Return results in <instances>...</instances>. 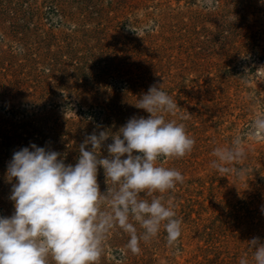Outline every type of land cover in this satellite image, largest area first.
Instances as JSON below:
<instances>
[{
    "label": "rangeland",
    "instance_id": "374dc122",
    "mask_svg": "<svg viewBox=\"0 0 264 264\" xmlns=\"http://www.w3.org/2000/svg\"><path fill=\"white\" fill-rule=\"evenodd\" d=\"M261 67L264 0H0V217L15 211L16 180L7 178L15 151L35 144L75 165L88 135L148 118L135 104L156 85L179 107L166 118L196 142L190 155L161 161L185 178L166 195L182 235L170 248L161 231L133 255L117 230L101 264L251 261L248 242L264 243V141L246 137L247 158L233 165L246 174H221L211 162L264 109V81L253 74ZM97 183L105 193L100 166Z\"/></svg>",
    "mask_w": 264,
    "mask_h": 264
},
{
    "label": "clouds",
    "instance_id": "9594fccd",
    "mask_svg": "<svg viewBox=\"0 0 264 264\" xmlns=\"http://www.w3.org/2000/svg\"><path fill=\"white\" fill-rule=\"evenodd\" d=\"M262 69L253 74L264 81ZM249 99L255 100V94ZM135 106L150 114L148 118L132 117L115 134L88 135L75 165L66 164L61 153L35 144L13 153L7 178L16 180L9 196L15 211L0 217V264H101L107 242L117 230L128 235L126 249L133 255H140L141 243H150L161 231L170 248L178 246L183 219L166 195L185 178L161 161L190 155L196 142L184 123L166 118L175 116L179 107L161 86H150ZM109 137L113 142L102 158ZM246 137L264 141V109H257L245 133L213 150L216 159L211 168L224 175L246 174V169L233 166L247 158ZM98 166L108 185L103 194L97 183ZM248 246L252 259L242 257L239 264H264V243L253 238Z\"/></svg>",
    "mask_w": 264,
    "mask_h": 264
}]
</instances>
